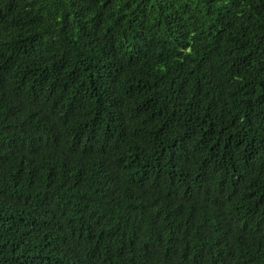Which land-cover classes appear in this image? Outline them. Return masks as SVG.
I'll use <instances>...</instances> for the list:
<instances>
[{"label":"trees","instance_id":"trees-1","mask_svg":"<svg viewBox=\"0 0 264 264\" xmlns=\"http://www.w3.org/2000/svg\"><path fill=\"white\" fill-rule=\"evenodd\" d=\"M0 264H264V0H0Z\"/></svg>","mask_w":264,"mask_h":264}]
</instances>
